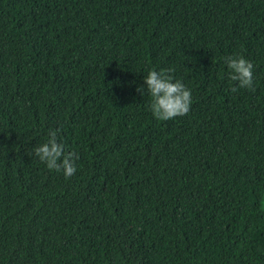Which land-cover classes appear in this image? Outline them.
Here are the masks:
<instances>
[{
	"label": "trees",
	"instance_id": "16d2710c",
	"mask_svg": "<svg viewBox=\"0 0 264 264\" xmlns=\"http://www.w3.org/2000/svg\"><path fill=\"white\" fill-rule=\"evenodd\" d=\"M149 69L185 114L152 115ZM0 264H264V0H0Z\"/></svg>",
	"mask_w": 264,
	"mask_h": 264
},
{
	"label": "clouds",
	"instance_id": "9594fccd",
	"mask_svg": "<svg viewBox=\"0 0 264 264\" xmlns=\"http://www.w3.org/2000/svg\"><path fill=\"white\" fill-rule=\"evenodd\" d=\"M224 63L230 80L236 81L240 87H253V65L249 60L241 55H227ZM170 71L149 69L143 75L144 84L137 87V91L143 95L142 89L146 86L151 97L149 107L152 115L160 120L185 114L191 103L190 89L181 80L173 79ZM33 152L48 169L62 171L65 177L76 171L72 153L65 151V145L58 140L55 130H49L47 139L35 145Z\"/></svg>",
	"mask_w": 264,
	"mask_h": 264
},
{
	"label": "rangeland",
	"instance_id": "374dc122",
	"mask_svg": "<svg viewBox=\"0 0 264 264\" xmlns=\"http://www.w3.org/2000/svg\"><path fill=\"white\" fill-rule=\"evenodd\" d=\"M245 211L248 213V214H253V212H254V208L252 207V206H247L246 207V209H245Z\"/></svg>",
	"mask_w": 264,
	"mask_h": 264
}]
</instances>
